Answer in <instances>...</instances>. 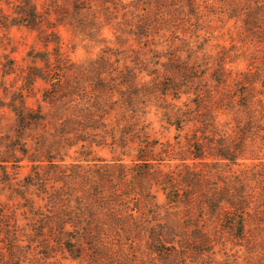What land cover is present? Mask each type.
Returning <instances> with one entry per match:
<instances>
[{
  "label": "rangeland",
  "instance_id": "rangeland-1",
  "mask_svg": "<svg viewBox=\"0 0 264 264\" xmlns=\"http://www.w3.org/2000/svg\"><path fill=\"white\" fill-rule=\"evenodd\" d=\"M76 1L0 0V264H264V0Z\"/></svg>",
  "mask_w": 264,
  "mask_h": 264
},
{
  "label": "trees",
  "instance_id": "trees-1",
  "mask_svg": "<svg viewBox=\"0 0 264 264\" xmlns=\"http://www.w3.org/2000/svg\"><path fill=\"white\" fill-rule=\"evenodd\" d=\"M72 1L74 4H76V2H77L76 0H72ZM82 1H84V0H82ZM160 4H161V0H128V1H125V16L128 17V19H130V18H132V14H135V16L138 18V22H139V25H138L139 28L138 29L140 30V31H138V30L136 31V32H138V34H140L144 37L149 36L151 34V37H152V33L156 32V29H158L157 25L159 23L157 20L159 17H158V13L155 10H158L157 8H159ZM174 4H176V6H177L179 3H174ZM140 18H141V20H140ZM33 20H35L34 17H33ZM130 21L131 20H129V22ZM125 33H126V31H125ZM253 123H254L253 120L250 119L247 121L246 124L253 125ZM247 128L249 130V128H253V127L251 126V127H247ZM248 130L244 129L245 132H248ZM195 136H196V134H195ZM143 160H148V158H143ZM58 179L60 180V178H58ZM58 179H56V180H58ZM192 179L195 182L198 181L199 175L193 174ZM68 182H70V181H68ZM260 182H262V180ZM173 184H175V183H173ZM169 186L171 188H173L172 190L169 191V193L173 192V194L175 196L174 199H172V201L175 203L180 202L181 196H180V187H178L179 185L178 186L177 185H169ZM230 191L231 190H229L228 194L226 193L225 195L226 196L230 195ZM49 195H50L49 199H51V200H52V198L59 196V195L55 196L52 193H50ZM186 198H191V196L190 197L187 196ZM232 199L228 200V199L224 198L223 201L220 199H215V201L213 203V208H212V209H214V211H216V209L223 210V206H222V204H224L223 202H225L226 204H228L231 207V211L226 212L225 214L223 213L224 215H220L221 213L217 214V216L215 217L216 223L214 224V228L215 229L217 228L216 232H218V233H222V234L227 233L228 235L230 233L231 234L233 233L235 236H243L245 234V231L247 230V221L249 222V220L246 218L245 214H240V215L236 214L235 210H236L237 204H236V202H233ZM191 204H192L191 202L187 203L189 208H192V206L190 207ZM202 204H200L198 206L196 205V206L198 207V209H200V211L203 212L205 205L207 206V201L203 200ZM244 204H245V201H244ZM239 206H240V204H239ZM217 212L218 211H216V213ZM185 215L187 216L186 218L191 217L190 213H185ZM48 216H49L48 218L51 219V222L48 223V225H43L41 232L44 233V228H45V230L47 228V231H49L51 233L54 232L56 234V236H53V237H56V238L58 237L57 243L59 245H63L64 243L69 245V243H70V244H72V246L69 245V247H74L75 243H76V245L79 246L80 245L79 243H81L84 240L83 239L82 241H80L81 240L80 234L79 235L75 234L74 236L71 237V239L66 238V236L68 234L66 233V231H64V226L62 224L63 219L58 215H55V216L53 215L55 217V219H52L50 217V215H48ZM202 218H204V216H202L201 219H197L195 224L193 225L196 228V230L194 231V234L196 235V237H193V238H199V240H200L199 243L202 242L203 244H205L209 241V239L207 238L205 233L201 232L202 230L200 229V226L201 227L204 226L200 223L201 222L200 220H202ZM257 220H258V218H257ZM186 224L191 225V222L188 221ZM44 236L46 237V235H44ZM53 237H51V239ZM174 238L175 237L172 238V241L174 240ZM193 238L190 239V242H193V245H196V241H193ZM63 240H66V241H63ZM165 241H166V239H158V242L161 243L162 246L166 243ZM185 242H186V244L189 243L188 240H185ZM86 243H88L89 245L94 244V242L91 238L87 239ZM171 243L174 244L173 242H171Z\"/></svg>",
  "mask_w": 264,
  "mask_h": 264
}]
</instances>
